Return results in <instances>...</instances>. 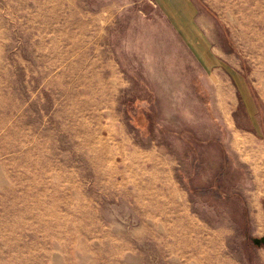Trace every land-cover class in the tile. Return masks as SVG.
I'll use <instances>...</instances> for the list:
<instances>
[{"label": "rangeland", "instance_id": "1", "mask_svg": "<svg viewBox=\"0 0 264 264\" xmlns=\"http://www.w3.org/2000/svg\"><path fill=\"white\" fill-rule=\"evenodd\" d=\"M162 1L206 62L155 0H0V264H264V28Z\"/></svg>", "mask_w": 264, "mask_h": 264}, {"label": "crops", "instance_id": "2", "mask_svg": "<svg viewBox=\"0 0 264 264\" xmlns=\"http://www.w3.org/2000/svg\"><path fill=\"white\" fill-rule=\"evenodd\" d=\"M172 1L175 2L178 12L181 13L182 15H187V19H189V20L191 19L193 23H194L195 16L196 15H200V14H198V8H197L194 0H172ZM155 2H156V5H157V8H159L161 13L166 17V19H168L170 24L180 34L182 39L189 46V48L192 50V52L195 55V57L197 58V60L199 62H206L209 59V50L208 49L205 50L206 53H205V55L203 57H200L199 55H197V53L194 51V49L190 45L189 41H187V39H185L183 37V35L181 34V31L179 30V28L177 27V25H176V23L174 21L173 14L167 9L165 3L162 0H155ZM191 28L192 27H190V29ZM189 35H192L194 40H196L195 36L192 34V31H190ZM205 40L207 41L206 38H205ZM207 46H208V42H207ZM243 90L245 91V87H243Z\"/></svg>", "mask_w": 264, "mask_h": 264}, {"label": "bare ground", "instance_id": "3", "mask_svg": "<svg viewBox=\"0 0 264 264\" xmlns=\"http://www.w3.org/2000/svg\"><path fill=\"white\" fill-rule=\"evenodd\" d=\"M246 6L249 9V15H244V25L247 26V28H264V0H245ZM264 35V34H263ZM255 36V35H252ZM255 39L261 41L264 43V37L262 36L258 37L255 36ZM257 47V45H254ZM262 49L264 48V45H261ZM224 114L228 115L227 111L224 109ZM226 115V117H227ZM228 120V119H227ZM201 244H199L200 249L202 250Z\"/></svg>", "mask_w": 264, "mask_h": 264}]
</instances>
